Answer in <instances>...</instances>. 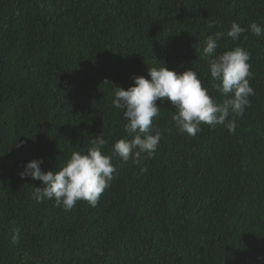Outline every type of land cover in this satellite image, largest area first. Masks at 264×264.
<instances>
[{
  "label": "trees",
  "instance_id": "trees-1",
  "mask_svg": "<svg viewBox=\"0 0 264 264\" xmlns=\"http://www.w3.org/2000/svg\"><path fill=\"white\" fill-rule=\"evenodd\" d=\"M233 21L264 25V0H0V264H264V36L250 30L217 50L250 56L255 94L234 133L180 134L158 100L154 156L114 157L96 207L37 202L42 182L19 175L36 159L56 171L100 135L111 154L127 137L114 90L147 67L193 68L222 102L201 56Z\"/></svg>",
  "mask_w": 264,
  "mask_h": 264
},
{
  "label": "clouds",
  "instance_id": "clouds-1",
  "mask_svg": "<svg viewBox=\"0 0 264 264\" xmlns=\"http://www.w3.org/2000/svg\"><path fill=\"white\" fill-rule=\"evenodd\" d=\"M249 30L256 37L264 36V25L253 22L242 27L233 21L226 33L216 32L205 40L201 58L206 59L211 79L216 81L212 89L225 98L222 102L203 86L193 68L178 73L163 63L159 68L147 67L150 79L133 75V86L127 90L117 86L113 93L112 105L123 112L127 121L124 125L127 137L117 140L112 145L111 154H105L103 148L107 142L100 135L92 141L86 153L73 151L56 171L45 172L42 159L28 162L19 173L20 178L31 177L42 182V186L35 187L32 198L37 202L54 199L56 206L65 211H71L81 200L96 207L119 174L112 163L114 157L140 164L142 155L148 159L154 156L162 137L154 125V118L161 110L156 103L158 100L170 102L175 109L171 118L180 134L195 136L202 124L223 125L234 133L237 127L235 118L244 115L250 106V97L255 94L250 84V56L241 47L219 54L217 50L225 35L235 42ZM15 146L22 147V144ZM13 232L12 239L16 242L20 230L14 228ZM257 259L264 260V257Z\"/></svg>",
  "mask_w": 264,
  "mask_h": 264
}]
</instances>
